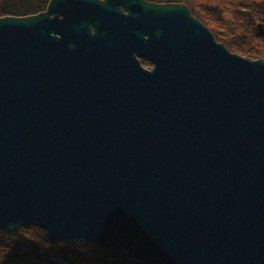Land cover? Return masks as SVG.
Listing matches in <instances>:
<instances>
[{
	"label": "water",
	"instance_id": "95a60500",
	"mask_svg": "<svg viewBox=\"0 0 264 264\" xmlns=\"http://www.w3.org/2000/svg\"><path fill=\"white\" fill-rule=\"evenodd\" d=\"M24 224L139 264H264V60L182 3L0 16V229Z\"/></svg>",
	"mask_w": 264,
	"mask_h": 264
},
{
	"label": "trees",
	"instance_id": "16d2710c",
	"mask_svg": "<svg viewBox=\"0 0 264 264\" xmlns=\"http://www.w3.org/2000/svg\"><path fill=\"white\" fill-rule=\"evenodd\" d=\"M49 0H0V16H29L46 9ZM182 3L231 52L264 60V0H146ZM0 264H139L123 250L103 249L92 241L49 238L34 224L14 231L0 229Z\"/></svg>",
	"mask_w": 264,
	"mask_h": 264
},
{
	"label": "flooded vegetation",
	"instance_id": "af4514ba",
	"mask_svg": "<svg viewBox=\"0 0 264 264\" xmlns=\"http://www.w3.org/2000/svg\"><path fill=\"white\" fill-rule=\"evenodd\" d=\"M139 60H140V62H141V64L144 66H147L149 69L152 67V64L149 62V61H147L146 59H144V58H141V57H139ZM146 67V68H147Z\"/></svg>",
	"mask_w": 264,
	"mask_h": 264
},
{
	"label": "rangeland",
	"instance_id": "374dc122",
	"mask_svg": "<svg viewBox=\"0 0 264 264\" xmlns=\"http://www.w3.org/2000/svg\"><path fill=\"white\" fill-rule=\"evenodd\" d=\"M144 67H147V66L144 65ZM147 68H148V67H147Z\"/></svg>",
	"mask_w": 264,
	"mask_h": 264
}]
</instances>
